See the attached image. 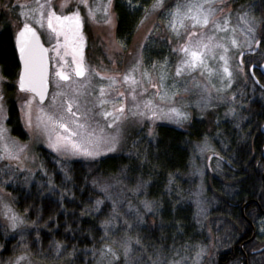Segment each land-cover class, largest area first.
<instances>
[{"label": "rangeland", "instance_id": "374dc122", "mask_svg": "<svg viewBox=\"0 0 264 264\" xmlns=\"http://www.w3.org/2000/svg\"><path fill=\"white\" fill-rule=\"evenodd\" d=\"M112 1L87 0L85 6L81 0H0V11L8 16L14 32L25 23L37 31L42 43L48 48L51 70L50 90L43 104L38 103L29 92L17 89L9 91L0 74V177L16 172L37 173L41 168L40 149L61 161H97L124 153L136 136L152 137L158 126L182 130L194 119L210 122L214 114L223 121L229 118L228 111L230 113V107L238 103L240 92L237 90L240 80L238 66L233 62L238 46H233L231 40L235 33L244 49L248 50L258 34L255 20L250 15L228 16L222 13L225 6L219 5L221 0H212L214 12L210 19L213 16L214 19L209 20L204 27L198 25L192 28V21L187 18L183 20V25L177 20L176 28L182 37L186 30L198 33L197 37L192 38V46L195 48L197 39L202 40V58L207 67L198 65L176 76V66L184 54L173 53L172 49L185 41L183 38L177 39L169 27L172 21L169 12L175 10L177 4L195 5L204 3V0H162V7L159 8L153 7L156 0H152L141 9L142 18L127 46L116 38L114 30L117 17L112 10ZM49 11L69 19L58 22L53 18L50 28ZM180 11L183 14L187 8H181ZM192 11L194 13L195 8ZM74 13L79 14V27ZM225 19L228 20L226 31H216L213 22L223 28ZM231 26L234 27V33ZM248 28H252L253 32L249 33ZM203 44H207L208 48H203ZM73 50L77 53L76 62L84 69L82 76L76 75L77 63L73 62ZM221 56L225 59H220ZM225 67L228 73L224 72ZM57 71L69 79L60 81ZM162 71L165 79L161 88ZM126 74L136 84H132L131 80L125 83L123 78ZM152 84L157 87H152ZM101 88L104 89L103 95ZM158 91L162 94L166 92L168 98L161 99V96L156 95ZM119 93H124L123 97ZM10 99L18 108L20 123L27 134L25 141L13 136L7 126L6 102ZM101 100L105 103L101 104ZM148 101H151V105L146 107ZM121 103L124 111L118 113L116 109ZM68 104L72 105L75 116L68 112ZM172 108L181 115L171 112ZM105 111L112 115L105 118L102 115ZM116 116L119 119L114 121L113 117ZM59 123L70 126L72 131L92 132L93 136L91 140L86 136L72 137L81 145L80 149L65 147L63 141L57 140L58 136L67 135L59 128ZM77 124H85L86 129L79 130ZM192 147L189 171L193 188L189 191L188 199L194 207L196 220L201 223L208 207L206 182L209 181L208 176L219 173L221 162L210 138H204ZM85 148L93 155H85ZM0 225L8 232H15L25 225L24 215L14 209L1 183ZM257 226L259 236L264 228V218L257 221ZM113 242L118 248L100 253L95 264H214L210 249L169 256L149 253L142 260L139 256L129 257L135 248L133 239L124 238ZM3 264L68 263L64 260L41 262L21 252Z\"/></svg>", "mask_w": 264, "mask_h": 264}, {"label": "trees", "instance_id": "16d2710c", "mask_svg": "<svg viewBox=\"0 0 264 264\" xmlns=\"http://www.w3.org/2000/svg\"><path fill=\"white\" fill-rule=\"evenodd\" d=\"M129 1H112L114 32L125 46L142 18L141 9L152 0ZM255 2L259 9L264 0ZM259 16L264 35V13ZM9 22L0 11V74L13 91L19 63L16 32ZM260 83L264 85V80ZM263 97L260 88L250 94L247 86L240 102L230 107L227 120L214 114L210 122L194 119L182 130L158 126L152 137L136 136L124 153L97 161H61L40 149L37 173L0 177L14 209L25 218V225L15 232L0 225V264L21 252L41 262L95 264L100 253L118 248L113 241L124 238L134 240L130 259L210 249L214 264H242V251L247 264H264V250L252 254L262 247L257 235L239 249L252 235L245 218L256 226L261 216L254 203L243 214L241 206L257 201L264 210ZM254 99L261 100L259 106ZM6 105L11 134L27 140L16 103L10 99ZM204 138L212 140L221 166L217 175L208 176V207L200 223L188 199L193 188L189 159L192 146Z\"/></svg>", "mask_w": 264, "mask_h": 264}, {"label": "snow or ice", "instance_id": "6c2138e0", "mask_svg": "<svg viewBox=\"0 0 264 264\" xmlns=\"http://www.w3.org/2000/svg\"><path fill=\"white\" fill-rule=\"evenodd\" d=\"M87 6V0H81ZM110 3V0H109ZM205 3L208 5L207 8H205ZM63 6V5H62ZM43 8V5L40 6ZM154 8H159L162 7V0H156V2L153 5ZM187 8V11L183 14H181V8ZM193 8H195V12L193 13ZM214 9L212 8V0H204V3H199V4H189L187 6L182 5V4H177L175 10H172L169 12V15L172 17V21L169 23V27L171 30L175 33L177 39L183 38L184 43L180 44L177 48H173L172 52L173 53H183L184 58L180 61V63L176 66L175 69V74L176 76H180L182 72L187 69L191 70L193 68H196L198 65H202L205 68L207 67L205 61L202 58V50H201V44L202 40L197 39L195 41V48L192 46V38L197 37L198 33L195 31L191 30H186V32L183 34V37L181 33L177 30L176 28V21L179 20L181 25H183V20L185 18L190 19L192 21V28L197 27L198 25L200 27H204L208 25L209 20L211 15L213 14ZM91 9H89V15H91ZM76 25L79 27V14L74 13L73 14ZM53 18L57 20L58 22L61 20H68L69 17H60L56 16L55 12L49 11L48 13V24L49 27H52V20ZM224 27L222 28L219 24L213 22V26L216 31H226L227 29V24L228 20H224ZM55 30V29H54ZM247 31L249 33L253 32L252 28H248ZM31 36V40L29 41H24L20 44V54H21V59L24 61V72L21 74L20 78V87L21 89H24L27 85V87L33 91L36 92L43 98L44 90L46 87V69L44 68V56L43 53L46 51L43 49V47L39 44V38L36 36V33L34 29H32L27 23L24 24L23 29L19 33L18 41L19 38L25 37L27 35ZM211 39V37H209ZM231 43L233 46L236 45L237 41L235 39L231 40ZM249 44L252 43L251 40L248 41ZM257 44H259V41H257ZM220 47H223V45H219ZM203 48H208L207 44H203ZM227 51V49H225ZM73 62H76V51L73 50ZM241 56L244 55V53H240ZM220 59H225L223 56L220 57ZM139 63V61L137 62ZM167 63V61H165ZM155 67V65H153ZM224 72L228 73V68H224ZM84 74V69L80 66L79 63H77L76 67V75L77 76H82ZM57 75L60 76L61 79L63 80H68L69 77L65 75L64 73L57 72ZM147 76V72L144 74ZM124 82L128 83L130 80L132 84H136V81L128 74L124 76ZM165 79V74L162 71L160 75V87H163V80ZM150 82V81H149ZM152 87H157V85L152 84ZM146 91V89H145ZM101 95L104 94V89L101 88L100 90ZM133 92H135V89H133ZM175 94V93H173ZM121 97H123L124 93H119ZM156 95L161 96V99L168 98L167 93H160L159 91L156 93ZM135 98V97H133ZM101 104L105 103V101L101 100ZM151 105V101H148L146 104V107ZM68 112L71 113L72 116H75L76 113L72 112V105L68 104ZM116 111L123 112L124 111V105L121 103L120 107L116 109ZM171 112L176 113L177 115H181L180 113L177 112L175 108L170 109ZM155 114V113H154ZM102 115L107 118L112 115L110 112H103ZM114 121L119 119V116L113 117ZM59 128H62L65 133H67L66 136H58L57 140L58 142L63 141L65 147H71L72 149H80L81 145L78 144L76 141L72 139V137H79V136H86L89 140H91L93 133L92 132H86V131H72L68 128V126L64 123H59L58 124ZM111 127V125H109ZM77 128L79 130H85L86 125L85 124H77ZM103 130L101 129V132ZM83 152L85 155H93L91 151H88L86 148L83 149ZM145 208L150 210V206L147 202H145ZM139 242V241H137ZM22 259V258H18Z\"/></svg>", "mask_w": 264, "mask_h": 264}, {"label": "flooded vegetation", "instance_id": "af4514ba", "mask_svg": "<svg viewBox=\"0 0 264 264\" xmlns=\"http://www.w3.org/2000/svg\"><path fill=\"white\" fill-rule=\"evenodd\" d=\"M219 5L225 6L222 9V11H223L222 13H224L228 16L232 15V14L250 15L253 18V20H255V22H256L255 26L257 27L258 34L256 37H254L253 45L251 47H249L248 50L244 49L241 42L238 40L237 36H235L234 29H233L234 27L231 26L232 31L234 33L233 39H235L237 41L236 44L238 46V53L236 54V56H234L233 62H235V64L238 66L237 67V73H238V76H240V80H239L238 88H237V90L240 91L239 92V100H240L241 96H244V94L247 90V86H248V92L250 94L252 92H254V90L256 88H260V90L264 92V89H262V88H264V85L260 83L261 80H264V67L262 70L260 69L261 65L264 63V41L262 40L264 35H262V27L263 26H262V24L259 23V20H257V18L260 17L259 14L264 13V11L261 10V9H264V2L261 5L258 4L259 9H257V5H256L255 0H252V2H250V3H248L247 1H243V0H221V3ZM254 11H258L259 14L255 13ZM217 16H219V15H217ZM212 19H214V16ZM259 31H260V33H259ZM257 41H259V44H257ZM84 50H85V48H84ZM240 53H244V55L241 56ZM84 57H85V55H84ZM57 72H60V71H57ZM50 73H51V70H50ZM58 79L60 81H63V79H61L60 76L58 77ZM262 99H264V97L261 98V100ZM261 100L254 99L252 101L259 106V103H261ZM190 125H192V122L188 123V126H190ZM68 128L70 130H72L70 128V126H68ZM260 132H261V134L264 135V123L262 124V126H260ZM262 158H264L263 154H262ZM252 203L255 204L259 214L261 215L259 218L256 219V222H255L256 226H253L252 224H251L252 226H250L251 231H252L251 233L253 235L252 239H254L256 237V235L258 236L257 221L259 219L264 218V210L261 208H260V210L258 209L259 204L257 201H252ZM252 203H250V204H252ZM258 237H259V240H262V247H263V245H264V228H263L262 233H259ZM239 249H240V247H239ZM240 251H242V248L240 249ZM244 255L246 256V254L242 251V258H243L242 264H247V256H246V263H245Z\"/></svg>", "mask_w": 264, "mask_h": 264}, {"label": "water", "instance_id": "95a60500", "mask_svg": "<svg viewBox=\"0 0 264 264\" xmlns=\"http://www.w3.org/2000/svg\"><path fill=\"white\" fill-rule=\"evenodd\" d=\"M32 29H34L32 26H30ZM23 29V26L19 28V30L15 33L14 36V46H15V51H16V55H17V59H18V63H19V71H18V75H17V90L19 91H26L29 92L30 94H32L34 96V98L37 100L38 103L43 104L46 102L47 98H48V94H49V90H50V85H49V76H50V58H49V51L48 48L42 43L41 38L39 36V34L37 33V31L34 29L36 36L39 38V44L43 47V49H45L46 51L43 53L44 56V68L46 69V87L44 90V94H43V98H41V96L39 94H37L36 92L31 91L27 85L24 89H21L20 87V78H21V74L24 72V61L21 59V54H20V44L24 41H29L31 40V36L30 34L25 36V37H21L19 38L18 41V37H19V33L21 32V30ZM264 67V63L261 65L260 69L262 70ZM264 89V88H262ZM263 129V128H262ZM264 148V147H263ZM264 150V149H263ZM263 156H264V152H263ZM263 177H264V172H263ZM250 203H252V201L247 202L245 204H243L241 206V213L243 214L244 212V208L249 205ZM258 209L260 210V207H258ZM245 220L247 221V223L249 224V226H252L251 223L245 218ZM253 238V235L251 236V238L242 243L239 247L240 249L243 247V245L247 242H249L251 239ZM264 250V245L262 248H260L259 250L253 251L252 254H259ZM245 258V263H246V256L244 255Z\"/></svg>", "mask_w": 264, "mask_h": 264}, {"label": "bare ground", "instance_id": "6f19581e", "mask_svg": "<svg viewBox=\"0 0 264 264\" xmlns=\"http://www.w3.org/2000/svg\"><path fill=\"white\" fill-rule=\"evenodd\" d=\"M211 20V19H210Z\"/></svg>", "mask_w": 264, "mask_h": 264}]
</instances>
